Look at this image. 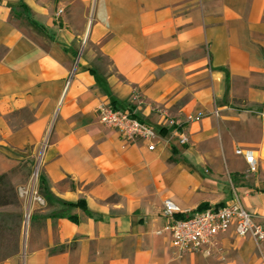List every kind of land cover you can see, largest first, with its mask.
<instances>
[{
	"label": "crops",
	"instance_id": "1",
	"mask_svg": "<svg viewBox=\"0 0 264 264\" xmlns=\"http://www.w3.org/2000/svg\"><path fill=\"white\" fill-rule=\"evenodd\" d=\"M101 103L129 107L155 147L122 141ZM24 157L84 206L44 201L0 264H264V240L233 227L210 255L156 232L168 201L177 216L235 194L264 227V0H0V174Z\"/></svg>",
	"mask_w": 264,
	"mask_h": 264
},
{
	"label": "built area",
	"instance_id": "2",
	"mask_svg": "<svg viewBox=\"0 0 264 264\" xmlns=\"http://www.w3.org/2000/svg\"><path fill=\"white\" fill-rule=\"evenodd\" d=\"M62 8L57 11L61 14ZM68 82V81H67ZM96 114L99 121L107 128H111L118 133L119 138L126 143L144 140L148 143V148L152 150L155 147L153 139L156 137V130L133 115L132 110L126 106H118L112 103H101L96 107ZM201 114L188 115L187 120H198ZM179 143H187L188 136L186 132L181 131L178 134ZM235 153L243 154L249 171L257 169L255 155L252 150L237 148ZM39 161V159H38ZM38 182L37 172L32 174ZM20 196L29 197V202H37L44 205V199L40 195H32L28 189L18 187ZM235 197L222 204H211L196 210L183 211V216H174L175 205L168 201L165 203L162 213L168 218L163 229H157V233L166 231L169 234L171 245L180 253L196 252L204 255H210L213 245L216 242L218 234L225 233L233 227L234 234L241 238L246 235L254 240H264V227L253 222L252 213L243 207L236 194ZM30 210L25 214L27 222Z\"/></svg>",
	"mask_w": 264,
	"mask_h": 264
},
{
	"label": "rangeland",
	"instance_id": "3",
	"mask_svg": "<svg viewBox=\"0 0 264 264\" xmlns=\"http://www.w3.org/2000/svg\"><path fill=\"white\" fill-rule=\"evenodd\" d=\"M233 161L237 165L242 166L239 157L234 158ZM15 166L7 173L8 181L13 185L17 197L15 203L0 204V260L8 256L15 255L24 246L28 237V230L32 223V215L34 211L41 205L28 199L31 195L22 197L19 195L17 188L23 187L29 190L32 195H40L38 190V182L33 173L37 175L42 172L40 161L31 157L18 158ZM258 169V166H257ZM30 210L29 221L25 218L26 211ZM27 222V224H26ZM26 226V227H25Z\"/></svg>",
	"mask_w": 264,
	"mask_h": 264
},
{
	"label": "trees",
	"instance_id": "4",
	"mask_svg": "<svg viewBox=\"0 0 264 264\" xmlns=\"http://www.w3.org/2000/svg\"><path fill=\"white\" fill-rule=\"evenodd\" d=\"M24 8H26L24 6ZM38 190H40V196L43 197L44 201L46 204H54L59 203L60 205L69 208L73 206H81L83 207V202L82 201H77V203L73 202H66L63 201L57 197H54L53 194L51 193L49 187H48V182L46 176L40 172L38 174ZM17 201V197L14 191L13 185L8 181L7 173H2L0 174V204H7V203H15ZM207 205H199L197 208H203L206 207ZM62 215L65 217H68L69 219L77 220V217H75L73 214H68V213H56L54 216L56 217L57 215ZM178 217L183 216L177 215Z\"/></svg>",
	"mask_w": 264,
	"mask_h": 264
},
{
	"label": "bare ground",
	"instance_id": "5",
	"mask_svg": "<svg viewBox=\"0 0 264 264\" xmlns=\"http://www.w3.org/2000/svg\"><path fill=\"white\" fill-rule=\"evenodd\" d=\"M26 224H27V222H26ZM26 227V226H25Z\"/></svg>",
	"mask_w": 264,
	"mask_h": 264
}]
</instances>
